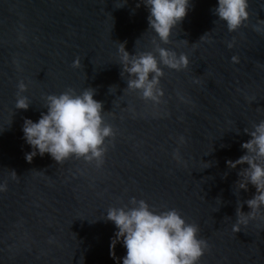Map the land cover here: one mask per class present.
<instances>
[{
  "label": "water",
  "instance_id": "obj_1",
  "mask_svg": "<svg viewBox=\"0 0 264 264\" xmlns=\"http://www.w3.org/2000/svg\"><path fill=\"white\" fill-rule=\"evenodd\" d=\"M216 6L192 0L166 45L189 66L164 69L155 103L127 89L119 63L120 43L133 54L158 43L142 0H0V264H122L126 248L113 257L117 229L105 216L132 197L197 224L209 245L199 264H264V211L233 230L256 189H237L247 165H227L246 152L244 129L264 120V0H249L236 31ZM22 80L27 110L15 106ZM89 87L115 132L102 165L50 154L28 162L25 118L38 121L49 94Z\"/></svg>",
  "mask_w": 264,
  "mask_h": 264
},
{
  "label": "clouds",
  "instance_id": "obj_2",
  "mask_svg": "<svg viewBox=\"0 0 264 264\" xmlns=\"http://www.w3.org/2000/svg\"><path fill=\"white\" fill-rule=\"evenodd\" d=\"M148 9L149 29L158 43L154 49L130 53L126 42L120 43L122 75L128 77L127 89L138 91L146 101L158 103L163 96L160 87L164 69L182 70L189 66V58L166 47L176 27L187 16L192 0H142ZM139 6V5H138ZM214 14L226 23L229 31L238 30L249 18V0H217ZM231 47V45H229ZM235 60L236 58L233 57ZM79 60L73 67L79 66ZM28 85L22 80L18 84L16 109L27 110L31 99L24 93ZM96 91L86 88L82 92L67 90L60 94H49L45 98L43 112L38 121L25 118L22 131L24 139L32 147L26 153L31 162L39 154H50L58 163L75 156L102 165L107 151L106 139L115 135L111 125L104 121L103 102L95 99ZM244 131L250 139L242 144L245 154L236 160H228L230 168L243 167L239 173L237 189L255 187L252 198L241 203L233 230L239 232L250 219L264 211V120L254 123ZM13 178L18 175L12 170ZM7 190V184H0V192ZM247 203L250 211H243ZM105 218L115 224L117 231L111 241V251L122 243L126 255L122 264H199L209 248L208 242L199 238V226L188 223L177 209L156 211L144 199L132 197L129 204L112 206Z\"/></svg>",
  "mask_w": 264,
  "mask_h": 264
}]
</instances>
